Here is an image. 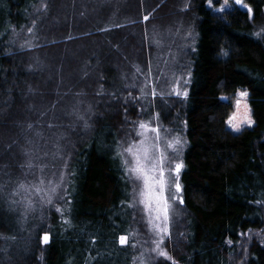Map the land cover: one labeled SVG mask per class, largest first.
Segmentation results:
<instances>
[{"label":"trees","instance_id":"16d2710c","mask_svg":"<svg viewBox=\"0 0 264 264\" xmlns=\"http://www.w3.org/2000/svg\"><path fill=\"white\" fill-rule=\"evenodd\" d=\"M168 1L50 27L65 0H0V264H139L135 188L122 164V134L136 121L182 136L185 148L166 258L143 264H238L245 253L244 264H264V240L250 238L264 231V0L224 12L220 1L176 0L193 34L172 66L151 27H136ZM79 45L81 64L53 56ZM45 53L59 79L36 71ZM241 90L255 125L235 133Z\"/></svg>","mask_w":264,"mask_h":264},{"label":"rangeland","instance_id":"374dc122","mask_svg":"<svg viewBox=\"0 0 264 264\" xmlns=\"http://www.w3.org/2000/svg\"><path fill=\"white\" fill-rule=\"evenodd\" d=\"M155 0H65L60 6L56 7V13L53 14V18L48 22L50 27H57L65 25L62 23L71 22L73 17H85L87 22H90L88 16L94 17L100 11L102 12L104 8L110 7L111 16L124 12L125 15H138L139 11L146 12V8H151L156 6L154 3ZM160 1V0H159ZM213 2L220 1V5L216 8L218 12H224L229 10L232 7L231 0H211ZM176 0L168 1L164 7H161V10L153 17L154 19L146 25L147 21L143 22V25H137L136 27H151L152 33H155L158 38L155 36L153 38V44L157 45L158 48H162L161 52H159V57L161 58V62L167 65V63H171L173 60L176 64L181 59V51L184 50L189 44V39L193 34L192 25L189 26V18L187 15H184V12L181 9V5H175ZM213 2L211 4H213ZM113 4L110 6L109 4ZM235 4V3H234ZM175 5V6H174ZM143 9V10H142ZM220 9H224V11H220ZM83 12V15H82ZM100 12V13H101ZM78 13V14H77ZM76 21V19H75ZM76 23V22H75ZM74 24V23H73ZM70 25V24H69ZM68 25V26H69ZM79 27V26H77ZM57 31V29H56ZM147 31L144 29H140L135 31L133 35L137 36L139 39H143V36L146 35ZM160 38V39H159ZM138 42V40H137ZM142 43V42H141ZM84 45H79L77 47L78 50H75L73 53L70 49H63L59 53L53 54H43L40 57L35 56L34 64L36 71L44 74L47 77L48 81H53L56 78H60L58 65L53 63V56L55 54L61 55L60 62H63V67H66V60L70 59L73 61L75 58L78 62L83 63L84 56L86 54L78 55L79 49L84 50ZM175 53L173 54V52ZM82 52V51H81ZM85 52V51H84ZM131 52V56H132ZM137 53V52H136ZM161 53V54H160ZM171 53V54H170ZM53 55V56H52ZM80 56V57H79ZM59 57V56H58ZM127 55L122 57V60L126 65H130L129 61H127ZM136 57V54L133 53L132 59ZM45 58L46 61H44ZM50 58V59H49ZM33 59V58H32ZM59 62V63H60ZM60 63V64H61ZM172 66V63H171ZM124 73V72H123ZM121 71L119 73L120 79H124L125 74ZM70 76V75H69ZM162 87V86H161ZM163 88V87H162ZM181 90V89H180ZM179 90V92H180ZM240 92L247 91H239L234 98L233 102V113L229 119H232V123L239 128V131H235L229 124L228 128L235 132L239 133L247 128H252L255 125V120L252 116V107L249 100V93L247 92L246 96H240ZM239 102V103H238ZM88 110H86L87 112ZM229 121V120H228ZM249 121L251 123H249ZM135 124H130L126 128V131L122 134V148L125 155V158L129 161V167L134 166L135 160L134 157L129 155L125 150L133 145H139L143 140L145 142V146L149 150V158L152 157H162L163 159V170L164 175L160 177L165 181V189L164 195L168 197L169 203L171 205L169 209V221L167 224L164 223L162 219H156V212H149L144 203V196L141 193L145 192V186L142 179H138L135 174L130 172V176L134 183L135 188V203L138 210L139 221H140V232L138 236V244L141 247V258L138 259L139 264H143V262L155 263L157 261H164L167 255L166 248V237L168 234H164L161 236L156 229L161 225L165 227H169L171 231V227L173 226V219L178 215L179 209V199L180 192L176 191L174 181L179 183V176L176 177L175 173L171 170L174 168L175 164L178 162L183 163V152H184V142L183 138L180 135L172 134L171 130L163 129L159 124L149 125L150 127H159V138H156V133L151 131H145L144 136L138 135V132L144 131L139 129L138 121L134 122ZM179 138L180 143L176 144L175 139ZM172 145L171 147L169 145ZM141 156L143 154L141 153ZM153 175H158V173H153ZM180 185V184H179ZM173 197H177V199H172ZM154 204V201H153ZM161 217L163 214H160ZM251 240H264V231L258 232L253 235H250ZM250 242V241H249ZM248 242V243H249ZM249 247V245L247 246ZM242 252V251H241ZM247 253H245L246 255ZM146 255V261H144ZM245 255L241 257L238 256L239 262L238 264H244Z\"/></svg>","mask_w":264,"mask_h":264},{"label":"snow or ice","instance_id":"6c2138e0","mask_svg":"<svg viewBox=\"0 0 264 264\" xmlns=\"http://www.w3.org/2000/svg\"><path fill=\"white\" fill-rule=\"evenodd\" d=\"M237 4H241L242 7H248L247 5L242 4V0H235ZM220 11H224V9H220ZM251 12V9L249 8V13ZM148 19V16L144 17V20L146 21ZM225 55L227 53L225 52ZM176 95H180L181 93L177 89L175 91ZM183 95L186 97L187 93L184 92ZM240 96H246L247 92H240ZM153 97H155V91L153 90ZM239 103V102H238ZM249 123H251L249 121ZM228 124L235 130L239 131V128L232 123V119H229ZM85 127H87V124H85ZM139 129L144 130L138 132V135L144 136L145 131H151L156 133V138H159V127H150L148 124L141 122L139 124ZM175 143L179 144L180 140L179 138L175 139ZM172 146L171 144L169 145ZM129 153V155L134 157L135 163L134 166L129 167V161L127 159H122V164L125 167L126 171H129L138 179H142L145 186V192L141 193L142 196H144V200L142 201L145 205V208L149 211H155L156 212V219L160 220L162 219L165 224L169 221V209L171 207L169 203V199L167 196L164 195V189H165V181L163 179H160L164 175L163 170V159L162 157H152L149 158V150L145 146V142L142 140L139 145H133L125 150ZM141 153L143 156H141ZM118 155L123 157L122 153H117ZM183 167L182 162H178L175 164L174 168L171 169L176 177L179 176L180 169ZM153 173H158V175H153ZM174 185L177 192L182 191L180 188V185L178 182L174 181ZM23 187V186H21ZM172 199H177V197H173ZM154 201V204H153ZM50 202V201H49ZM179 202L182 204L183 200L182 198L179 199ZM57 211H60L58 208ZM163 214L161 217L160 214ZM64 223H69L67 219L64 220ZM156 231L162 235L168 234L170 235V228L165 227L161 225L156 229ZM50 240V235L48 233H44L41 236V242L42 243H48ZM128 238L127 236H121L119 237V243L123 246L127 244Z\"/></svg>","mask_w":264,"mask_h":264},{"label":"water","instance_id":"95a60500","mask_svg":"<svg viewBox=\"0 0 264 264\" xmlns=\"http://www.w3.org/2000/svg\"><path fill=\"white\" fill-rule=\"evenodd\" d=\"M234 3H235L236 5H238V6H240L242 9H248V7H242L241 4H237L235 1H234ZM242 4L244 5V2H243V1H242Z\"/></svg>","mask_w":264,"mask_h":264}]
</instances>
